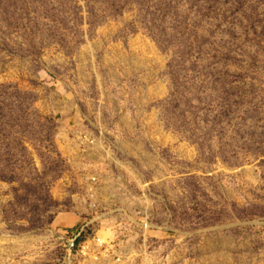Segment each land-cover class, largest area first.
I'll use <instances>...</instances> for the list:
<instances>
[{"label":"rangeland","instance_id":"1","mask_svg":"<svg viewBox=\"0 0 264 264\" xmlns=\"http://www.w3.org/2000/svg\"><path fill=\"white\" fill-rule=\"evenodd\" d=\"M0 264H264V0H0Z\"/></svg>","mask_w":264,"mask_h":264}]
</instances>
